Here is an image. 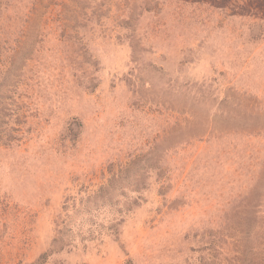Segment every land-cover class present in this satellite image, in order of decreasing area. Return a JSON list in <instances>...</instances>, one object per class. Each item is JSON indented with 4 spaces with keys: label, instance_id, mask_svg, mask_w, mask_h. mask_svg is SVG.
Wrapping results in <instances>:
<instances>
[{
    "label": "rangeland",
    "instance_id": "rangeland-1",
    "mask_svg": "<svg viewBox=\"0 0 264 264\" xmlns=\"http://www.w3.org/2000/svg\"><path fill=\"white\" fill-rule=\"evenodd\" d=\"M0 264H264V0H0Z\"/></svg>",
    "mask_w": 264,
    "mask_h": 264
}]
</instances>
